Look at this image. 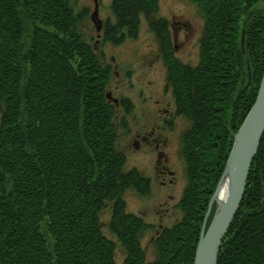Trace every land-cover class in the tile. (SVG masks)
I'll return each instance as SVG.
<instances>
[{
  "label": "trees",
  "instance_id": "trees-1",
  "mask_svg": "<svg viewBox=\"0 0 264 264\" xmlns=\"http://www.w3.org/2000/svg\"><path fill=\"white\" fill-rule=\"evenodd\" d=\"M187 1L205 22L195 66L173 56L158 0H111L115 21L104 25L117 44L136 37L145 19L177 114L189 121L180 139L182 218L155 236V258L146 261L140 238L151 227L127 211L123 194L147 195L150 178L125 169L107 91L112 69L85 38L84 9L72 0H0V264H118L100 220L107 205L121 264L194 263L207 203L264 72V0ZM257 149L217 264H264V133Z\"/></svg>",
  "mask_w": 264,
  "mask_h": 264
},
{
  "label": "rangeland",
  "instance_id": "rangeland-1",
  "mask_svg": "<svg viewBox=\"0 0 264 264\" xmlns=\"http://www.w3.org/2000/svg\"><path fill=\"white\" fill-rule=\"evenodd\" d=\"M72 2L78 10L84 9L86 17L82 20L81 27L85 38L95 48L102 63L110 65L112 69L107 91L111 97L127 98L131 103L130 111L116 108L117 144L126 155L125 169L135 167L150 178V190L147 195H142L133 188H128L123 198L127 211L142 217L151 227L142 233L140 240L146 252V261H152L156 254L153 240L155 236L163 227H170L182 218L181 211L176 205L187 185V174L180 139L184 130L188 128L189 121L184 116H178L175 127L164 130L165 146L161 144L156 149V143L152 140L142 142L139 132L150 124L147 120L153 117L152 100L159 99L164 107L167 103H170L172 109L175 106L172 88L166 86L167 67L158 55L157 37L142 18L136 37L126 38L115 44L104 37L105 23L109 20L115 21L111 11V0ZM158 2V13L171 23L172 36L174 33L177 34V39L172 42L174 54L182 63L195 66L199 60V40L205 23L203 14L191 1L158 0ZM95 12L100 19L99 23H96L98 18H95V22L92 19ZM178 21L187 25L175 23ZM98 25L102 28L99 31ZM160 149L165 155L157 157L156 152ZM163 166L167 169L163 170ZM103 210L100 215L102 230L116 242L115 258L116 262L121 264L125 252L107 229L111 209L107 205Z\"/></svg>",
  "mask_w": 264,
  "mask_h": 264
},
{
  "label": "water",
  "instance_id": "water-1",
  "mask_svg": "<svg viewBox=\"0 0 264 264\" xmlns=\"http://www.w3.org/2000/svg\"><path fill=\"white\" fill-rule=\"evenodd\" d=\"M95 16V17H94ZM98 18L96 12L93 21ZM251 109L237 132L233 134V144L226 159L223 173L216 182L212 196L207 203L201 224L199 240L195 247L193 264H217L219 247L244 195L249 168L257 152L264 133V72ZM115 101V100H114ZM226 180L227 187L223 199L218 193ZM215 201V210L210 223L205 227Z\"/></svg>",
  "mask_w": 264,
  "mask_h": 264
},
{
  "label": "flooded vegetation",
  "instance_id": "flooded-vegetation-1",
  "mask_svg": "<svg viewBox=\"0 0 264 264\" xmlns=\"http://www.w3.org/2000/svg\"><path fill=\"white\" fill-rule=\"evenodd\" d=\"M94 1H96V0H94ZM96 23H99V21ZM175 23L180 24V25L181 24L187 25V23H184V22L182 23L180 21L175 22ZM99 25L101 27H103L102 24H99ZM99 25L97 27V31L102 29L101 27H99ZM169 34H170L173 56L177 57V55H175L173 52L174 46L172 45V42L177 39V34L174 33V35L172 36V34H171V23H169ZM99 35H100V32L98 33L97 36L99 37ZM158 50H159L158 55L163 60V56L160 52V46H159ZM163 62H164V60H163ZM166 73H167V71H166ZM166 86H168V87L170 86V84L168 83V80L166 81ZM170 88H171V86H170ZM168 91H169V89H168ZM172 91H173V88H172ZM172 94H173V92H172ZM109 98H111L112 100L115 99L116 108H121V109L125 110L124 105H123V101H122L123 98L121 99L120 97H117V98L111 97L110 93H109ZM173 99H174V97H173ZM152 103H154V106L151 105L153 117L149 118L152 120H150V121H149V119L147 120L148 122H150V124L148 126L146 125V128L144 130H142L141 133L139 132V135L141 136L142 142L147 143V141L152 140L154 143H156L155 148L158 149L161 144L163 146H165V144H166L165 136H164V130H168L170 128L173 129L176 125V122H177L176 119L178 118V116L182 117L183 115L179 114V113L177 114L176 105L173 107V109L171 108L170 103H167L166 104L167 106L164 107L162 104H160L161 101L159 99L152 100ZM174 103H175V99H174ZM157 130H158V132H157ZM156 153H157V157L165 155V153L162 149L158 150ZM158 160H159V158H158ZM165 160L167 161V157L165 158ZM163 168H164L163 170L167 169L165 166H163Z\"/></svg>",
  "mask_w": 264,
  "mask_h": 264
},
{
  "label": "bare ground",
  "instance_id": "bare-ground-1",
  "mask_svg": "<svg viewBox=\"0 0 264 264\" xmlns=\"http://www.w3.org/2000/svg\"><path fill=\"white\" fill-rule=\"evenodd\" d=\"M223 186L221 187L220 191H219V195H218V199L221 200L224 198L225 196V190H226V187H227V183H226V180H224L223 182ZM213 204L215 205V201L213 202Z\"/></svg>",
  "mask_w": 264,
  "mask_h": 264
}]
</instances>
